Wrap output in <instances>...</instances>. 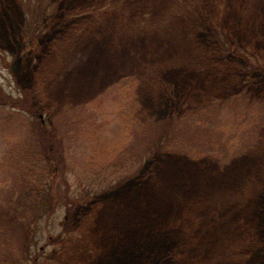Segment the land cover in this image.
Here are the masks:
<instances>
[{"label":"rangeland","instance_id":"rangeland-1","mask_svg":"<svg viewBox=\"0 0 264 264\" xmlns=\"http://www.w3.org/2000/svg\"><path fill=\"white\" fill-rule=\"evenodd\" d=\"M35 5L0 0V89L35 112L0 108L30 235L0 220V264H264V0Z\"/></svg>","mask_w":264,"mask_h":264},{"label":"trees","instance_id":"trees-1","mask_svg":"<svg viewBox=\"0 0 264 264\" xmlns=\"http://www.w3.org/2000/svg\"><path fill=\"white\" fill-rule=\"evenodd\" d=\"M29 1L30 2L31 1L36 2V5H35L34 9L37 12H34V13L35 14L38 13V17L35 16V22L36 21L39 22L41 20V17H42L41 10H43V4L46 2V0H29ZM37 29H39V28L37 27V28H35L33 30V34L36 33ZM33 47H34V45H33ZM31 52H32V50H31ZM251 69H253V68H251ZM20 93H21V96H20L21 98L14 99L10 95H7L6 93H4V91L2 89H0V108L9 109L10 111H13L14 113L19 114V115L22 112H28V113L33 115V113H35L34 112V108L32 106V103L28 99V97L30 95V90L27 89V88H24V89H22V91ZM36 132L38 133L36 140L40 143V145H46V146L50 147V148L43 147L42 148L43 151L45 149H48L50 152H51V150L53 151V148L55 147V145L52 144V142H50V141L53 140V139H56V137L52 136L50 133H47V132H45L43 130L42 131H36ZM43 151L41 150L42 154H43ZM46 151L47 150L44 151L43 155H45ZM48 160H50V159L48 158ZM50 165H51V162H50L49 166H47V169L44 168L42 171H40V174H41V172H43V175H44V176H42L43 179L41 180V182L42 183L45 182L44 185H42V187H45V185H46L47 187L50 188L48 183H46L49 180L50 175L52 173V171H51L52 169H51ZM24 178H25V175L23 176V181L25 183V186H27L26 187V192L29 193V191L31 189L30 186H29V183L31 181L30 174L27 175L26 179H24ZM90 187H91L90 188V195L94 194L95 191L101 189V188L98 189L94 185H92ZM49 188L47 190L48 191V195L44 196V200L43 201H45V203L49 202L50 208L53 210V209H55V208H53V204H52L54 194H53V189L52 188L49 189ZM37 194H36L37 198H34V200H33L34 202L35 201H39L40 199L42 200V196H40V193H37ZM80 201H82V202L79 203L77 201H73L72 200L71 203L73 205H76V206H78V205L81 206V203L89 202V199L85 198L84 201L83 200H80ZM19 217L20 216H19L18 211H15L14 213L11 214L9 211L7 212V210H4V211L0 210V220H1L2 224H3V226L5 228L9 229V230L11 229L12 232H15V234L19 233L20 235H23V237L25 239V242H27V239H28L27 237L30 236L29 235V225H28V223H23L22 222L23 220L19 219ZM15 229L18 232H16ZM79 229H78V226L75 225L74 227H71V229H65V232L70 237H74V236L78 235L81 232Z\"/></svg>","mask_w":264,"mask_h":264}]
</instances>
